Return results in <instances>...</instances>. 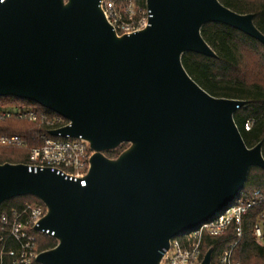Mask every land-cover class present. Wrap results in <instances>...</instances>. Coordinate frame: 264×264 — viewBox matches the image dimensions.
<instances>
[{
    "label": "water",
    "instance_id": "1",
    "mask_svg": "<svg viewBox=\"0 0 264 264\" xmlns=\"http://www.w3.org/2000/svg\"><path fill=\"white\" fill-rule=\"evenodd\" d=\"M146 4L148 26L117 35L100 0L0 1V97L63 116L69 125L48 133L80 136L93 151L83 187L0 164V206L30 195L46 208L35 229L56 245L38 264H161L172 238L230 207L249 169H264L262 142L247 147L233 118L244 101L210 95L181 62L185 52L217 57L201 35L208 23L264 45L253 14L219 0Z\"/></svg>",
    "mask_w": 264,
    "mask_h": 264
},
{
    "label": "trees",
    "instance_id": "2",
    "mask_svg": "<svg viewBox=\"0 0 264 264\" xmlns=\"http://www.w3.org/2000/svg\"><path fill=\"white\" fill-rule=\"evenodd\" d=\"M223 5L240 14H253L255 26L264 34V0H219ZM203 39L214 50L217 57H208L197 53L185 52L181 62L189 76L206 92L214 97H223L244 101L234 113V121L247 147H253L262 142L264 157V45L250 36L221 23H208L201 28ZM13 102L20 105L36 106L38 104L15 97H0V107L10 106ZM16 105V106H20ZM15 106V105H11ZM249 122V129L245 130V122ZM0 134H18L26 138L28 148L38 145L41 139L37 135L47 136L42 125L29 123L17 119L0 122ZM126 144L106 151L109 158L116 157ZM16 153V154H15ZM28 149L0 148V164L26 163ZM258 190L262 201L252 206L242 219V237L233 250V258L239 264H263L264 247L258 244L254 236L255 225H260L264 238V169L251 167L248 171L244 188L240 195L249 198ZM25 203H41L33 196L27 195L5 201L1 209H20ZM235 240L233 228L219 237L207 234L202 238V251L212 250V260ZM56 245L53 238L40 236L37 251L41 252ZM6 248L17 249L14 241L9 240ZM13 257L2 256V264H12Z\"/></svg>",
    "mask_w": 264,
    "mask_h": 264
},
{
    "label": "built area",
    "instance_id": "3",
    "mask_svg": "<svg viewBox=\"0 0 264 264\" xmlns=\"http://www.w3.org/2000/svg\"><path fill=\"white\" fill-rule=\"evenodd\" d=\"M100 8L117 35H128L144 29L152 16L146 0H100ZM238 109L237 106L236 110ZM9 119L42 125L47 131V136L37 135L41 139L40 144L28 148L26 138L18 134H0V148L28 149L27 161L23 163L28 171L37 172L48 168L65 178L80 180V186H85L89 159L93 153L88 142L80 136H52L48 133L50 130L69 125L66 118L48 109L31 105L0 107V122ZM244 128L249 129L248 121L245 122ZM240 192L231 206L217 216L182 234L181 238H172L169 248L163 250L161 264H202L207 251H202L203 235L219 237L224 235L229 227L233 228L235 240L221 252L217 264H239L233 258V250L242 237L243 216L252 206L262 201L258 190L249 198L242 197ZM45 212L46 208L42 203H25L20 209L13 208L9 211L2 210L0 206V264L2 256L7 254L13 257L12 264H38L35 261L39 253L36 248L38 237L53 238V232L35 229ZM253 234L258 244L264 247L260 225H255ZM9 240L16 243V250L6 248Z\"/></svg>",
    "mask_w": 264,
    "mask_h": 264
},
{
    "label": "rangeland",
    "instance_id": "4",
    "mask_svg": "<svg viewBox=\"0 0 264 264\" xmlns=\"http://www.w3.org/2000/svg\"><path fill=\"white\" fill-rule=\"evenodd\" d=\"M17 102H13L12 104H10V106L11 105H20V104H22V103H18V104H16ZM127 146V145H126ZM16 154V153H15ZM182 237V235H180L179 236V238H181ZM38 239H39V237H38ZM37 242H38V240H37ZM36 246H37V244H36ZM212 264H217V260L214 258L213 260H212Z\"/></svg>",
    "mask_w": 264,
    "mask_h": 264
}]
</instances>
